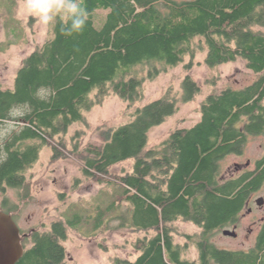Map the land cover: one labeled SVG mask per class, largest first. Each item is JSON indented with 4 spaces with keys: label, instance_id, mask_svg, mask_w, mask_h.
Returning <instances> with one entry per match:
<instances>
[{
    "label": "trees",
    "instance_id": "obj_1",
    "mask_svg": "<svg viewBox=\"0 0 264 264\" xmlns=\"http://www.w3.org/2000/svg\"><path fill=\"white\" fill-rule=\"evenodd\" d=\"M82 6L89 13L83 32L66 37L54 23L50 38L25 59L14 89L0 88V192L23 188L24 174L42 148L84 122L110 95L130 105L142 101L145 77L138 68L152 67L147 77L153 79L159 66L194 59L198 40L207 66L243 60L258 79L208 95L195 126L175 130L148 150L150 131L177 113L179 101L189 103L201 94L190 76L180 100L169 90L138 107L129 124L104 130L103 143L86 148L83 172L90 181L117 186L119 193L98 214L94 230L125 202L133 218L128 225L146 235L135 243V260L116 258L113 264H264V219L249 250H222L211 241L215 232L238 224L264 187V157L254 170L221 174V162L241 156L249 137L264 138V0H82ZM104 10L109 12L99 29L97 12ZM9 122L20 129L3 135L1 126ZM52 148L53 159H59ZM131 159V172L112 174L114 166ZM179 220L201 230L197 240L183 235L194 239L197 260L186 259L175 242ZM81 222L80 217L58 221L35 233L16 264H64L68 230Z\"/></svg>",
    "mask_w": 264,
    "mask_h": 264
},
{
    "label": "rangeland",
    "instance_id": "obj_2",
    "mask_svg": "<svg viewBox=\"0 0 264 264\" xmlns=\"http://www.w3.org/2000/svg\"><path fill=\"white\" fill-rule=\"evenodd\" d=\"M184 1V0H178ZM109 11H98L95 25L102 28ZM53 25V24H52ZM52 25L42 29L34 17L22 11V0H0V88L14 89L15 80L24 61L50 38ZM195 41L196 57H187L176 67H160L162 71L153 79L147 77L150 66L138 68L145 77L142 101L129 104L112 94L101 105H96L85 114L84 122L74 124L61 138L45 146L35 162L24 174L25 185L21 189H9L8 197L19 203L23 219L29 220L33 227L49 229L58 221H78L77 230H68L64 243L66 261L64 264H113L116 258L135 260L138 252L135 243L146 234L133 230L128 224L129 206L123 202L113 211L107 212L104 222L95 231L94 224L98 214L117 200V186L98 184L90 181L83 172L86 148L103 143L102 132L132 122L138 107L145 106L161 97L169 90L179 100L182 96V83L190 76L201 87V94L194 101L182 103L175 115L149 133L148 147L153 148L170 137L177 129L191 128L201 119V103L210 94L225 89H240L255 82L259 75L247 68L243 60L209 67L205 64L207 52ZM190 66L191 69H187ZM19 113V112H18ZM16 113V114H18ZM21 124L9 122L2 125V134L19 130ZM34 143V142H31ZM60 154L54 160V150ZM264 157V138L249 137L241 156L231 155L221 162V174L228 178L246 170H254L256 163ZM134 159L112 168V174L124 175L132 171ZM264 198V187L251 199L249 206L241 214L237 230L234 226L217 231L212 235L213 244L222 250H249L255 244L260 224L264 219V206L258 207L257 199ZM252 210V211H250ZM175 227V242L182 245L186 259L197 260L198 251L194 239L183 235L196 236L201 230L195 225L179 220ZM40 229V228H39ZM224 230L235 231L236 238L223 235ZM176 231V232H177Z\"/></svg>",
    "mask_w": 264,
    "mask_h": 264
},
{
    "label": "clouds",
    "instance_id": "obj_3",
    "mask_svg": "<svg viewBox=\"0 0 264 264\" xmlns=\"http://www.w3.org/2000/svg\"><path fill=\"white\" fill-rule=\"evenodd\" d=\"M22 11L34 17L42 29L59 23L66 37L82 33L89 16L82 0H22Z\"/></svg>",
    "mask_w": 264,
    "mask_h": 264
},
{
    "label": "water",
    "instance_id": "obj_4",
    "mask_svg": "<svg viewBox=\"0 0 264 264\" xmlns=\"http://www.w3.org/2000/svg\"><path fill=\"white\" fill-rule=\"evenodd\" d=\"M258 207L264 206V198L256 201ZM223 235L236 238L235 231L224 230ZM24 248L20 243V233L12 217L0 213V264H16L24 255Z\"/></svg>",
    "mask_w": 264,
    "mask_h": 264
},
{
    "label": "flooded vegetation",
    "instance_id": "obj_5",
    "mask_svg": "<svg viewBox=\"0 0 264 264\" xmlns=\"http://www.w3.org/2000/svg\"><path fill=\"white\" fill-rule=\"evenodd\" d=\"M9 188L5 189V193L0 192V213H5L12 217L13 221L17 225L20 233V243L24 248V251L29 249L32 245V239L35 233L37 232H47L51 230L44 229L42 225H39V228L33 227V224L29 220L23 219L22 208L19 203L13 202L12 199L8 197ZM252 211V210H250ZM237 224L234 225V229L237 230Z\"/></svg>",
    "mask_w": 264,
    "mask_h": 264
}]
</instances>
